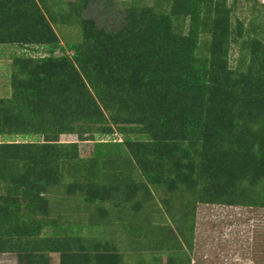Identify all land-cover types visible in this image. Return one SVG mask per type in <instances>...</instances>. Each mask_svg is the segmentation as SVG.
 <instances>
[{
	"label": "trees",
	"instance_id": "trees-1",
	"mask_svg": "<svg viewBox=\"0 0 264 264\" xmlns=\"http://www.w3.org/2000/svg\"><path fill=\"white\" fill-rule=\"evenodd\" d=\"M172 3L174 14L159 20L146 8L128 10L127 24L118 32L106 33L88 24L83 42L69 48L74 51L75 64L64 55L54 67L52 42L56 37L41 10L30 0H0V44L14 43L20 34H32L40 37L39 44L46 41L50 53L42 59L47 63L44 84L39 83L42 88H16L25 100L23 115L32 117L34 103L54 120L43 130L47 143L23 147L28 152L23 155L26 179L14 186L15 204L4 202L0 213L9 215L16 209L15 218L18 222L23 219L25 229L26 219L47 212L49 201L43 194L54 187L65 189L59 195L61 200L71 201L82 194L87 207L106 198L113 187L128 188L130 198L140 190L148 192V184L160 183L166 188L177 180L173 187H179L186 182L182 169L191 163L186 141L205 140L206 148L216 145L211 153L222 159H243L247 157L243 153L264 155V29L253 20L249 26L234 22L227 0ZM5 10H17L14 22H23L26 29L21 24L9 28L11 18L7 19ZM180 19H187V34H183ZM173 25L178 26L176 31ZM201 47L205 54H200ZM236 51L239 59L232 68L229 57ZM38 93H45L40 102ZM112 124L125 134L121 142L102 141L113 135ZM57 133H76L79 141H92L97 157L94 164L80 160L78 143L61 144ZM253 133L263 136L258 153L248 151ZM87 134H91L89 138ZM0 152L2 166L14 169L13 147L0 144ZM260 165L264 166V159ZM110 166H130V170L116 181L108 171ZM3 180L9 183L10 179L4 176ZM20 196L24 204L17 200ZM59 219L50 224L61 227ZM85 228L76 226V237ZM25 231L21 235L26 238L33 235ZM186 231L194 239L195 223ZM76 237H68L63 244L53 241L52 249L64 251L65 264H121L118 255L113 254L112 259V254L99 256L102 254L85 248L81 237L79 241ZM12 251L19 254L18 264H27L23 248ZM72 252H77L73 253L76 259Z\"/></svg>",
	"mask_w": 264,
	"mask_h": 264
},
{
	"label": "rangeland",
	"instance_id": "rangeland-1",
	"mask_svg": "<svg viewBox=\"0 0 264 264\" xmlns=\"http://www.w3.org/2000/svg\"><path fill=\"white\" fill-rule=\"evenodd\" d=\"M30 1L41 10L55 34L56 40L52 42L55 46L54 67L64 55L75 62L74 51L69 48L83 42L88 24L106 33L118 32L127 24L128 10L146 8L158 16L155 20H159L173 15L176 9L172 3L175 0ZM227 7L232 10L234 22L240 20L249 26L253 20L264 29V0H227ZM15 11L5 10L7 19L11 18L7 21L9 28L17 29L21 24L22 29H26L23 22H14ZM181 22L184 23L181 26L183 34H187V19H180ZM177 28L173 25L175 31ZM205 38L209 39V36ZM39 39L32 34H20L16 42L0 44V144L13 147L10 154L17 158L11 170H6L0 162V206L6 201L15 204L17 188L14 186L26 179L23 155L27 156L28 152L22 151L23 147L34 148L47 143L48 137L43 130L54 122L34 103L32 117L23 115L25 100L16 89L36 86L41 89L39 83L44 84L47 63L42 59L50 53L46 41L39 44ZM199 52L205 54L204 47ZM238 57V51L231 53L229 65L232 68L237 66ZM38 94L37 101L40 102L45 93ZM111 126L113 135L104 136L102 141L121 142L125 134L117 125ZM203 128L207 131L205 126ZM26 133L30 134L24 136ZM229 134L233 136L232 131ZM57 136L61 144L78 143L80 160H89L92 164L97 160L92 141H79L76 133H57ZM249 139L253 146L248 151L258 153L263 136L253 133ZM204 141L184 143L191 163L182 169L186 182L179 187H173L177 180L173 184L169 182L166 188L160 183L156 186L148 184V192L140 190L132 198L126 195L128 188L113 187L106 198L102 197L88 207L82 194V197L75 195L76 199L71 201L61 200L59 195L65 189L54 187L43 194L49 201L47 212H37L24 219L25 229L23 219L18 222L15 218L18 215L16 209L9 215L0 213V264H18L19 254L12 251L14 247L23 248L29 260L27 264H65L64 251L52 249V244L54 240L63 244L68 237H76L73 230L76 226H86L82 235L76 237L78 241L81 237L85 248L102 254L99 256L112 254L110 259L118 255L121 264H264V166L260 165L264 155L250 157L243 153L247 156L243 159H222L219 154L220 159L211 153L217 146L206 148ZM129 170L130 166L116 169L110 166L108 171L117 181L126 177ZM135 175L139 179V173L135 172ZM4 176L9 177V183L3 180ZM17 200L25 203L21 196ZM9 210H13L12 207ZM58 217L62 226L51 225L50 221ZM194 223L193 239L190 234L187 237L186 229ZM24 230L33 235L26 238L21 235ZM2 237L5 240H1ZM20 240H24L23 245H19ZM11 244H15L14 247ZM73 253L77 252H72L76 259Z\"/></svg>",
	"mask_w": 264,
	"mask_h": 264
}]
</instances>
